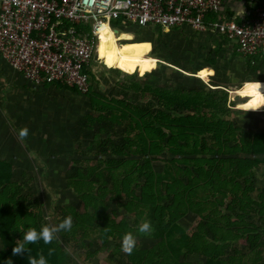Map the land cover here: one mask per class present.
<instances>
[{
  "label": "trees",
  "instance_id": "obj_1",
  "mask_svg": "<svg viewBox=\"0 0 264 264\" xmlns=\"http://www.w3.org/2000/svg\"><path fill=\"white\" fill-rule=\"evenodd\" d=\"M246 1L253 10L261 0ZM227 20L219 14L207 18ZM228 44L221 35L216 52ZM259 56L248 59L250 68L259 67ZM54 85L81 95L75 87ZM128 88L134 100L105 96L92 83L81 95L89 109L80 129L84 137L97 134L75 141L89 149V157L71 163L65 186L75 200L59 205L56 219L59 224L71 215L73 227L61 238L121 248L131 231L137 241H152L137 244L121 264H196L192 256L202 264H264V187H257L258 175L264 184V131L228 119L235 101L229 104L224 89L148 82ZM106 129L111 135L102 139ZM47 217L44 203L15 180L14 164L0 160V264H28V253L14 255L13 248L29 227L39 231L47 224ZM190 217L196 223L191 233L183 225ZM144 220L151 222L149 235L138 233ZM26 247L34 256L43 253L48 264L72 263L59 240ZM49 249H55L51 256Z\"/></svg>",
  "mask_w": 264,
  "mask_h": 264
},
{
  "label": "rangeland",
  "instance_id": "obj_2",
  "mask_svg": "<svg viewBox=\"0 0 264 264\" xmlns=\"http://www.w3.org/2000/svg\"><path fill=\"white\" fill-rule=\"evenodd\" d=\"M129 27H117L113 22L111 28H103L101 49L96 55L101 60L92 62L94 79H91V83L95 91L110 98L134 100V90L126 91L134 82L224 89L230 95L229 104L232 100L235 101L231 108L232 115L228 119L245 130L264 131V107L248 109L246 105L251 96L241 90L246 81L264 84V61L257 69L250 68L248 59L238 55L232 43L216 52L220 36L215 34L197 33L190 29L159 32V29L153 31L136 25ZM115 29H118V34ZM261 92L264 93V88ZM66 95L58 96L64 108H68L67 111L62 109L63 120L59 126L52 118L43 123L44 121L36 120L31 115L20 123L16 120L12 127L7 120L6 126L2 123L4 119H0V160L12 162L15 180L22 184L26 193L44 203L49 216L47 224H58L56 216L59 205L74 203V196L65 186L66 178L73 169L72 161L89 157V149L82 148L75 142L84 137L80 123L88 112V102L81 95L71 96L73 101L68 100V93ZM23 127L29 128V135L26 140L20 141L17 134ZM96 134L93 132L89 136L87 133L85 141H90V137ZM108 135L111 133L106 129L100 137L105 139ZM74 145L78 148L77 151H72ZM58 146L62 150L57 149ZM257 187H264L260 175ZM183 225L190 233L196 228L192 217L184 219ZM59 241L69 252L71 264H121L124 261L125 253L118 245L109 244L104 248L101 245L89 247L87 243L83 246L80 240H63L60 233ZM150 243L152 241L146 238L137 241V244L142 245ZM189 260L196 264L204 262L199 256H192Z\"/></svg>",
  "mask_w": 264,
  "mask_h": 264
},
{
  "label": "built area",
  "instance_id": "obj_3",
  "mask_svg": "<svg viewBox=\"0 0 264 264\" xmlns=\"http://www.w3.org/2000/svg\"><path fill=\"white\" fill-rule=\"evenodd\" d=\"M223 6L224 0H0V56L32 84L61 83L86 95L102 30L113 22L225 35L241 57L264 54V0L240 23L207 22Z\"/></svg>",
  "mask_w": 264,
  "mask_h": 264
},
{
  "label": "crops",
  "instance_id": "obj_4",
  "mask_svg": "<svg viewBox=\"0 0 264 264\" xmlns=\"http://www.w3.org/2000/svg\"><path fill=\"white\" fill-rule=\"evenodd\" d=\"M251 7H253V5L250 6L246 0H224L223 9L218 14L227 16L229 20L234 19L242 22L245 18L253 15L254 9L252 10ZM259 57L260 61L263 62L264 54ZM95 60L100 61L101 59L97 56ZM57 92L61 94V96H59ZM67 93L69 96L68 100L72 101V97L77 95L66 89H59L54 84H32L21 74L13 71L0 56V119H4V121L2 120L3 124H5V120H7L9 124H11L10 127H12V124H14L16 120L20 123L26 116L28 117L31 115L36 120L44 121L43 123H46L52 118L55 124L59 126L61 125V120H63V110L67 111L68 108H64L58 96H67ZM5 125L7 126V124ZM21 125L24 124L21 123ZM0 131H2V128ZM7 132L10 133L9 130ZM57 149H60V146H58ZM60 150H62V148Z\"/></svg>",
  "mask_w": 264,
  "mask_h": 264
},
{
  "label": "clouds",
  "instance_id": "obj_5",
  "mask_svg": "<svg viewBox=\"0 0 264 264\" xmlns=\"http://www.w3.org/2000/svg\"><path fill=\"white\" fill-rule=\"evenodd\" d=\"M264 88V84L259 81H246L242 85V91L248 92L251 96L249 103L246 107L250 110H256L264 107V93L261 89ZM18 139L24 141L29 135V128L23 127L18 131ZM73 227V218L71 215L65 217L59 224H45L39 231L35 228L29 227L27 231L23 233L22 240L16 242V246L13 248L14 255H23L28 253V264H48V259L43 253H39L34 256L31 254V250L26 247L28 244H36L39 241H43L44 244H52L54 241L59 240V233L71 231ZM105 230H108L106 228ZM152 232V225L150 221L144 220L138 225V233L149 235ZM137 245L136 235L129 231L126 232L121 240V251L125 254L131 255ZM67 251V249H66ZM55 252V249H49L48 256H51ZM8 264H12L9 260Z\"/></svg>",
  "mask_w": 264,
  "mask_h": 264
},
{
  "label": "bare ground",
  "instance_id": "obj_6",
  "mask_svg": "<svg viewBox=\"0 0 264 264\" xmlns=\"http://www.w3.org/2000/svg\"><path fill=\"white\" fill-rule=\"evenodd\" d=\"M107 26V28H109V26L108 25H106ZM110 31H113V30H111L110 29ZM103 41V39L101 38V41H100V45H99V48H98V52H100V50L99 49H101L100 47H101V42Z\"/></svg>",
  "mask_w": 264,
  "mask_h": 264
},
{
  "label": "water",
  "instance_id": "obj_7",
  "mask_svg": "<svg viewBox=\"0 0 264 264\" xmlns=\"http://www.w3.org/2000/svg\"><path fill=\"white\" fill-rule=\"evenodd\" d=\"M119 32V31H118Z\"/></svg>",
  "mask_w": 264,
  "mask_h": 264
}]
</instances>
